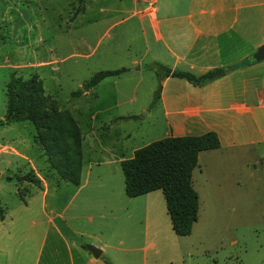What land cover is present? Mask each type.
<instances>
[{
	"label": "rangeland",
	"instance_id": "rangeland-1",
	"mask_svg": "<svg viewBox=\"0 0 264 264\" xmlns=\"http://www.w3.org/2000/svg\"><path fill=\"white\" fill-rule=\"evenodd\" d=\"M132 3V0H0V119L5 105L4 84L9 75L22 78L36 75L43 93L59 109L70 113L83 134L81 170L88 162L99 161L100 156L90 144L92 132L88 131L94 132L99 123L110 126L112 140L128 132L130 137L123 141L125 148L158 137L160 134L151 133L148 119L142 116L148 108V100H142L146 85L154 83V91L157 84L149 70V77H144L134 88L137 96L134 102L126 100L132 82L123 74L108 77L109 81L101 83L98 99L90 93L77 96L83 90V82L94 72L129 67L132 59H139L142 46L139 23L131 14ZM146 62L151 60L136 62L134 68L145 71ZM73 92L78 93L72 95ZM130 111L137 114V119H116ZM34 133L26 121L0 124L2 264H33L36 251L44 248L39 244L46 230L50 194L53 190L58 193L61 199L54 202L58 206L72 188V184L60 182L57 187L50 186L51 193L42 197L31 183L13 179L12 176L31 170L30 167L39 168L46 177L56 175L43 162L46 159L42 150L33 143ZM101 168L112 177V184L119 185L122 181L119 167L93 164L91 175ZM259 169L252 184H245V178L229 184L230 196L215 201L212 210V203L208 206L200 190L197 217L185 236L172 232L162 193L159 189L153 191V197L150 196L153 211L145 231L137 215L116 221L122 226L115 228L109 240L120 236L126 240L128 236L129 245L135 247L127 253L128 262L117 264H264V162H260ZM71 207L68 205V209ZM97 222L85 216L69 221L74 228L81 229L83 235L79 239L83 243H97L95 237L106 241L105 233L97 231Z\"/></svg>",
	"mask_w": 264,
	"mask_h": 264
},
{
	"label": "crops",
	"instance_id": "crops-1",
	"mask_svg": "<svg viewBox=\"0 0 264 264\" xmlns=\"http://www.w3.org/2000/svg\"><path fill=\"white\" fill-rule=\"evenodd\" d=\"M132 1L131 14L139 23L142 51L139 59H132L130 66L123 67L125 70L120 73L132 82L131 91L127 93L128 102L136 101L134 88L144 77H149L148 70L134 68L136 62L141 64L148 58L170 69L200 74L250 56L264 41V0ZM108 77L112 76L104 77L75 95L90 93L98 99V87L109 81ZM153 84L146 85L142 98L148 100V108L142 116L148 119L150 132L160 134L150 141L168 136L199 135L206 131H213L218 138L217 148L197 153L196 165L191 171V185L197 198L201 190L208 206L212 203V210L215 201L221 202L230 196L229 184H237L243 178L245 184H252L260 171L259 160L264 156V60L231 70L201 86L166 76L160 81L156 101L150 105ZM121 117L125 118L120 120H135L137 114L130 111L116 119ZM110 129L109 125L99 123L94 132L88 130L92 132L90 144L100 156L99 161L88 162L84 170H81V161L78 185H72L65 201H60L58 206L54 202L61 198L54 190L50 194L52 190L49 193L48 188L65 181L57 175L46 177L39 168H29L40 181L39 187L31 184L38 188L37 193L42 197L50 194V202L46 205V230L39 244L44 248L36 251L33 264H104V259L117 264L130 260L127 253L135 247L129 245L128 236L126 240L120 236L113 241L109 237L116 227L122 226L116 221L134 215L142 221L145 231L153 211L151 193L155 190L127 197L123 191V177L119 185H114L105 168L92 175L90 169L93 164H113L120 169L121 160L130 158L136 148L150 141L125 148L123 141L130 134L122 132L118 139L112 140ZM80 136L82 143L81 131ZM43 162L48 166L46 160ZM70 204L72 207L68 209ZM81 216L98 221L97 231L105 233L106 241H99L98 237H95L97 243L80 241L81 229L74 228L69 221ZM87 245L100 250L98 257L94 258L87 251Z\"/></svg>",
	"mask_w": 264,
	"mask_h": 264
},
{
	"label": "trees",
	"instance_id": "trees-1",
	"mask_svg": "<svg viewBox=\"0 0 264 264\" xmlns=\"http://www.w3.org/2000/svg\"><path fill=\"white\" fill-rule=\"evenodd\" d=\"M254 61L247 56L236 63L207 69L193 74L152 61L145 65L157 80L150 105L160 90V81L166 76L182 78L193 86L204 85L227 72L243 68ZM125 68L98 70L83 84V90L95 85L104 77L119 75ZM78 92H73L72 95ZM5 105L0 124L26 121L35 131L32 141L45 156L48 167L57 177L78 185L81 167V136L79 128L66 109H59L55 101L43 93L36 75L27 78L10 74L4 84ZM121 117L119 119H124ZM219 141L213 131L199 135L168 136L150 141L136 148L130 158L119 162L123 177V191L135 197L159 189L172 232L177 236L190 233L198 209L197 193L191 185V171L196 165L197 153L214 149ZM264 162V156L260 158ZM16 182L25 181L37 187L39 179L31 170L12 176ZM10 179V177H6ZM21 199V191H17ZM3 218L0 207V220ZM104 264H112L104 259Z\"/></svg>",
	"mask_w": 264,
	"mask_h": 264
},
{
	"label": "water",
	"instance_id": "water-1",
	"mask_svg": "<svg viewBox=\"0 0 264 264\" xmlns=\"http://www.w3.org/2000/svg\"><path fill=\"white\" fill-rule=\"evenodd\" d=\"M250 57L254 62L264 60V41L255 48ZM86 249L94 258L100 254V250L92 245H87Z\"/></svg>",
	"mask_w": 264,
	"mask_h": 264
}]
</instances>
